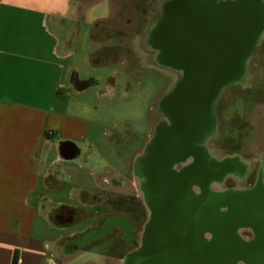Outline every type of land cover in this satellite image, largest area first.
I'll return each instance as SVG.
<instances>
[{
    "label": "flooded vegetation",
    "instance_id": "flooded-vegetation-1",
    "mask_svg": "<svg viewBox=\"0 0 264 264\" xmlns=\"http://www.w3.org/2000/svg\"><path fill=\"white\" fill-rule=\"evenodd\" d=\"M173 1L130 0L129 12L126 16L119 13L117 23H112L115 17L112 11L109 18L95 24L97 30L106 21L116 25L114 31L120 36L112 38L118 54L122 52L138 59L141 67L137 68L142 73L161 74L171 87L158 99L154 109L159 113L158 120L153 122L141 147L125 137L113 138L122 151L130 154L127 166L120 171L104 172L108 182L103 180L104 175H99L97 189L81 192L76 208L64 206L56 216L66 234L61 246L62 264H76L89 254H94L95 259H86L80 264H162L159 256L151 253L149 237L153 232L157 237L163 234L159 229L163 216L175 219L188 215L192 219L198 206L206 216L217 210L229 248L232 236L252 253L250 262L240 261L241 264H264V85L256 83L264 76L259 75L264 70L257 71L258 79H253L252 84L246 81L249 75L256 76L253 75L256 70H251V74L247 64L260 42L244 64L239 67L238 59L231 70L225 67L226 54L220 52L217 56L207 52L211 64L220 65L211 73L230 74L235 80L219 90L201 124H189L187 134L178 139L177 143L183 144L181 152L186 151L187 156L170 168L158 169L181 181L174 188L173 196L165 197L160 192L155 196L152 179L155 169L137 168L138 157H145L155 140H163L161 130H171L179 138L182 129V121L168 116L165 106L179 89L186 71L167 64L163 49L155 40V31ZM172 10L176 19L187 16L178 6ZM220 29L222 34V25ZM219 40L223 42L222 35ZM95 64L99 65V60ZM130 68L126 64V73L131 77L136 79L141 75L137 68ZM71 81L79 90L97 85L94 79L81 80L78 72ZM108 81L115 85L116 73ZM172 81H175L173 86ZM163 145L160 143L156 149L161 150ZM65 152L69 155L70 147ZM195 169L203 172L185 180L187 173ZM153 225L158 228L152 232Z\"/></svg>",
    "mask_w": 264,
    "mask_h": 264
},
{
    "label": "crops",
    "instance_id": "crops-1",
    "mask_svg": "<svg viewBox=\"0 0 264 264\" xmlns=\"http://www.w3.org/2000/svg\"><path fill=\"white\" fill-rule=\"evenodd\" d=\"M74 3L0 0V264H62L66 234L55 218L80 202L62 198L65 177L93 192L99 175L108 182L104 172L130 159L86 115L82 95L93 85L79 90L71 81L79 70L64 30ZM115 85L107 80L99 95Z\"/></svg>",
    "mask_w": 264,
    "mask_h": 264
},
{
    "label": "water",
    "instance_id": "water-1",
    "mask_svg": "<svg viewBox=\"0 0 264 264\" xmlns=\"http://www.w3.org/2000/svg\"><path fill=\"white\" fill-rule=\"evenodd\" d=\"M173 6H178L187 16L176 19ZM221 35L222 43L219 40ZM263 35L264 0H175L168 4L155 31V40L163 49L165 62L185 70L186 75L165 106L168 116L182 121L180 137L171 130H161L163 140H155L147 155L137 160V168L155 169L152 174L155 196L160 192V195L172 197L174 188L181 185L171 173L165 175L158 169L170 168L187 156L186 151L181 152L183 144L177 143L178 139L187 134L189 124H201L219 90L235 80L230 74H212L211 71L219 69L220 65L211 64L207 52L217 56L220 52L226 54L225 67L231 70L238 59L239 67L245 63ZM160 143L164 145L157 150ZM201 171L191 170L185 180L195 178ZM193 215L191 220L188 215L175 219L170 215L163 216L159 225L163 234L159 237L153 232L158 226L153 225L149 245L152 246L151 253L159 256L162 264L250 262L252 253L236 237H229L231 248L226 245L217 210L206 216L204 209L198 206Z\"/></svg>",
    "mask_w": 264,
    "mask_h": 264
},
{
    "label": "rangeland",
    "instance_id": "rangeland-1",
    "mask_svg": "<svg viewBox=\"0 0 264 264\" xmlns=\"http://www.w3.org/2000/svg\"><path fill=\"white\" fill-rule=\"evenodd\" d=\"M130 6V0L112 2L109 0H75L73 18L72 21L67 22L64 33L68 42L72 44L74 54L72 62L74 68L79 70L80 79L97 81L96 86L89 88L82 95L86 98V107L89 105V110H84L86 115L90 114L94 117L113 138L125 137L131 139L136 147H141L151 131L153 122L158 120L159 113L154 110L157 101L171 86L166 83L161 74L154 71L142 73L141 68H137L141 67L139 65L141 61L122 52L118 54L114 49L116 42L112 36L119 38L120 34L114 31V27L117 26L113 24L117 23L119 13L126 16ZM112 11L115 15L113 24L106 21L97 30L96 22L109 18ZM95 60H99L100 64H95ZM122 62L131 67L130 69L137 68V73L141 75L136 79L131 77L126 73V64ZM142 62L145 61L142 60ZM247 67L250 72L256 70L253 75L257 77L249 75L246 80L248 84H252L253 79H258L257 71L264 70V35ZM114 73H116L117 80L114 91L107 96L99 95L104 91L108 78ZM260 74L264 75V71ZM260 79L256 83L264 85V76ZM174 82H171L172 86ZM136 154L135 152L133 157ZM98 170L101 169L98 168ZM65 183L66 188L62 198L69 204L79 202L82 188H78L68 176L65 177ZM72 191H75L73 197ZM93 253H98V251ZM86 259H95V256L89 254L80 258L76 264Z\"/></svg>",
    "mask_w": 264,
    "mask_h": 264
}]
</instances>
